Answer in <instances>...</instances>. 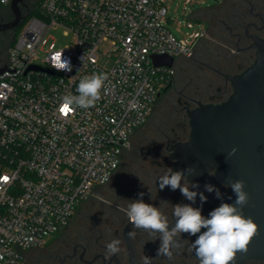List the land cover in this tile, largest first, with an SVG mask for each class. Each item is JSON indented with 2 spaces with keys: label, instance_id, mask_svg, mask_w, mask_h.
<instances>
[{
  "label": "built area",
  "instance_id": "1",
  "mask_svg": "<svg viewBox=\"0 0 264 264\" xmlns=\"http://www.w3.org/2000/svg\"><path fill=\"white\" fill-rule=\"evenodd\" d=\"M168 1L38 0L25 20L0 73V264H22L96 198L173 81L174 67L150 57L188 58L204 37L187 22L191 31L176 40ZM55 28L70 42L45 49ZM61 52L71 72L56 71ZM94 73L107 77L95 104L62 110L61 98Z\"/></svg>",
  "mask_w": 264,
  "mask_h": 264
},
{
  "label": "flooded vegetation",
  "instance_id": "2",
  "mask_svg": "<svg viewBox=\"0 0 264 264\" xmlns=\"http://www.w3.org/2000/svg\"><path fill=\"white\" fill-rule=\"evenodd\" d=\"M29 1L23 0L18 4L20 12L21 9L28 7ZM213 11L200 19L207 29L204 37L196 44V48L204 47L211 53L203 56L202 53L197 54L195 48L190 57H181L184 60L192 58L195 61H200L198 59L200 57L202 60L198 61L201 70L199 77L194 81L193 78L188 79L179 91L173 86L175 65L179 58L175 60L173 81L163 92L171 91L169 96L174 107L171 112L164 113L156 124L153 125L151 121L150 126L155 130L156 139L151 144L154 150L150 148L153 151L145 153L148 159L146 163L130 168L123 167L120 163L110 181L99 190V199H96L99 206L97 215L89 218L92 225L82 229H66L67 226L49 243L47 242L48 245L33 249L27 254L22 264H144L145 256L152 258L151 264H199L191 248L195 236L186 233L179 236L177 239L181 247L173 250L170 259L157 256L160 245L158 236L133 228L126 212L131 200L140 199L139 193H144L143 201L158 207L168 217L170 229L174 226L173 206L190 204L191 201H188L179 189L172 191L166 186L160 190L158 178L165 174L168 168L175 171L171 149L174 145L185 143L189 139L190 129L186 111L196 108L198 103L224 102L232 93L226 76L238 75L248 68L255 59V49L252 48L254 38L264 39V0H223L220 6L213 8ZM12 20L13 15L10 14L8 18L0 20V26ZM14 30L15 28L0 31V53L9 36L13 38ZM7 50L8 47L0 67L7 62ZM160 96L161 94L157 99ZM134 149H137V146H134ZM210 172L203 175L198 189H190L203 192L207 197V201L201 205L197 196L196 203L192 205L201 207L204 216L221 204V199L216 198L215 192L205 191V184H211L219 189L222 198L232 194L231 188L219 183L215 175H209ZM129 231L135 232L133 239L128 237ZM255 239L256 236L249 247L264 246V242H256ZM113 240L120 241L119 252L116 255H111L106 249V245ZM243 263L264 264V259L252 256L243 259Z\"/></svg>",
  "mask_w": 264,
  "mask_h": 264
},
{
  "label": "water",
  "instance_id": "3",
  "mask_svg": "<svg viewBox=\"0 0 264 264\" xmlns=\"http://www.w3.org/2000/svg\"><path fill=\"white\" fill-rule=\"evenodd\" d=\"M23 0H10L13 20L0 26V31L20 25L23 16L18 4ZM254 62L240 74L226 76L232 93L220 104H200L187 110L189 139L172 147L171 160L175 171L189 166L197 175L189 176V182L200 183L204 174L214 171L219 183L243 180L249 203L243 208L259 226L255 241L264 242V39L254 38ZM154 67L173 68L175 59L164 55H152ZM0 67V73L4 71ZM159 94L157 95V97ZM236 148L234 155L228 153ZM232 191V189H231ZM232 191L220 203H234ZM206 214L205 217H208ZM130 226V225H128ZM128 229V227L126 228ZM205 231V229H202ZM198 235V234H197ZM259 236V238H258ZM197 236H195V239ZM252 252V253H251ZM251 253V254H248ZM264 259V246L248 248L247 254L238 255L235 264L243 259Z\"/></svg>",
  "mask_w": 264,
  "mask_h": 264
},
{
  "label": "clouds",
  "instance_id": "4",
  "mask_svg": "<svg viewBox=\"0 0 264 264\" xmlns=\"http://www.w3.org/2000/svg\"><path fill=\"white\" fill-rule=\"evenodd\" d=\"M61 52L59 61L55 65L56 71L71 72L70 59L64 58ZM82 58V57H81ZM105 74H92L80 79L77 86V95H64L61 98V109L70 110L76 107L87 109L95 104L100 98L101 90L105 88ZM237 151L233 148L228 155H234ZM197 175L196 169L192 166L184 170L168 171L158 178L159 189L166 186L172 191L179 189L181 194L190 204H176L173 206L174 226L169 228V220L160 209L152 204L145 203L142 199L144 193H139L140 199L131 200L127 207V217L135 229H142L150 235L158 236L160 245L157 249V256L171 258L173 250L181 247L177 239L182 234L197 236L191 248L195 253L199 264H235L238 255L247 254L252 239L258 234L259 226L251 218L246 217L243 208L249 203V194L245 191V182L235 180L225 182V187H230L235 194V201L232 204L221 203L213 209L208 217L202 215L201 207H193L197 196L201 205L207 201L203 192L193 191L198 189V183H189L188 177ZM209 175H214L210 172ZM206 192H215L217 199H222V194L215 186L205 184ZM205 229V231H202ZM198 234V235H197ZM128 237H135L134 231L128 232ZM119 240H113L106 245L111 255L119 252ZM152 258L145 256L144 264H151Z\"/></svg>",
  "mask_w": 264,
  "mask_h": 264
},
{
  "label": "rangeland",
  "instance_id": "5",
  "mask_svg": "<svg viewBox=\"0 0 264 264\" xmlns=\"http://www.w3.org/2000/svg\"><path fill=\"white\" fill-rule=\"evenodd\" d=\"M34 0H30L27 8L21 9V14L24 17L32 8ZM223 3V0H193L191 4L185 5L184 0H169L167 3L168 15V27L175 39L178 40L184 36L186 32H190L186 28V23L191 22L194 25V30H206V25L204 22L200 21L201 18L205 17L206 13L214 12L213 8L220 6ZM11 14L9 6H1L0 7V20L6 19ZM24 23L20 26H17L16 32L18 35L23 29ZM12 42L11 36L7 39L4 47H2L0 53V63L5 55L6 48L10 46ZM70 42V37L65 34L62 29L55 28L48 32L47 34V43L44 47L47 49L51 45L54 46L55 49H61L65 45ZM197 44V43H196ZM195 44V48H196ZM194 48V49H195ZM196 53H202L203 56L210 55L211 52H208L204 47H197ZM42 54V53H40ZM194 57V56H193ZM200 61L202 58H198ZM199 60H184L183 58H179L178 62L175 65V83L174 88L176 91L182 90V87L185 83L188 82V79L193 78L192 80L199 77V73L201 70L199 69L200 64ZM170 92L161 93V96L156 100V102L152 106V112L149 116L148 122L134 130V133L131 136L130 143L133 146V149H129L126 153L122 155L121 165L123 167H135L137 164L143 165L148 160L146 158L145 153L153 151L154 147H151V144L155 142V130L151 128L150 123L153 122V125L156 124V121L164 115V113L171 112L173 109V102H171ZM170 97V99H169ZM155 120V122H154ZM152 124V123H151ZM134 146H137V149H134ZM153 149V150H150ZM99 199V191H96V198L82 204L77 210L74 212V216L72 217L70 224L66 229H82L84 227H90L92 224L90 223L89 218H93V216L97 215L98 204L97 200ZM59 231L52 237L55 238L58 235ZM51 238V239H52ZM49 239L48 243L51 241ZM47 243V245H48Z\"/></svg>",
  "mask_w": 264,
  "mask_h": 264
},
{
  "label": "trees",
  "instance_id": "6",
  "mask_svg": "<svg viewBox=\"0 0 264 264\" xmlns=\"http://www.w3.org/2000/svg\"><path fill=\"white\" fill-rule=\"evenodd\" d=\"M37 3H38V0H34V2H33V6H32V8L30 9V11L24 16V20H22V22L20 23V25L21 24H23L24 22H25V20L30 16V15H33L34 13H35V11H34V7L37 5ZM19 25V26H20ZM16 34H17V32H16V29L14 30V35H13V38H12V42H13V40H14V38L16 37ZM11 42V43H12ZM11 45V44H10ZM165 91V90H164ZM103 186H101V187H96V191H99L100 190V188H102ZM81 206V205H80ZM79 206V207H80ZM31 251H33V250H29V251H27V253H26V255L27 254H29ZM25 255V256H26Z\"/></svg>",
  "mask_w": 264,
  "mask_h": 264
}]
</instances>
